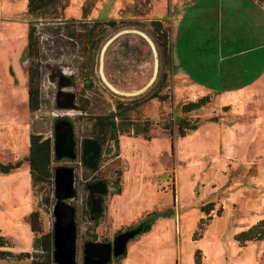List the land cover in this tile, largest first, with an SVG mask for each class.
I'll list each match as a JSON object with an SVG mask.
<instances>
[{"label":"rangeland","instance_id":"374dc122","mask_svg":"<svg viewBox=\"0 0 264 264\" xmlns=\"http://www.w3.org/2000/svg\"><path fill=\"white\" fill-rule=\"evenodd\" d=\"M256 1L57 0L31 18L28 0H0V163H21L0 171V236L7 241L1 249L41 253L35 238L54 228L55 187L33 185L27 158L31 135L54 140L56 122L66 117L74 125L77 158L55 156L52 166L75 169L77 264H85L86 242H113L168 210L109 264H264V237L238 238L264 220V0ZM155 21L169 35L171 71ZM31 23L36 111L28 92ZM56 69L72 78L65 90L78 94L77 108L58 107ZM165 74L167 99L145 101ZM255 80V90L243 87ZM204 97V105L184 109ZM137 102L126 120H116L117 141L108 127L99 131L97 122L119 103ZM181 120L198 127L182 136ZM144 127L147 132L138 131ZM86 138L105 142L94 168L83 161ZM108 179L121 191L104 195L103 210L92 214L87 184ZM33 212L39 215L32 219Z\"/></svg>","mask_w":264,"mask_h":264},{"label":"water","instance_id":"95a60500","mask_svg":"<svg viewBox=\"0 0 264 264\" xmlns=\"http://www.w3.org/2000/svg\"><path fill=\"white\" fill-rule=\"evenodd\" d=\"M28 60L25 63L28 64ZM63 73V74H62ZM59 77L61 90L57 94V105L60 109H75L76 94L65 90L72 83L70 76L56 69L52 78ZM85 104L81 106L82 109ZM83 161L86 166L95 167L96 160L100 157L101 146L97 140L86 138L83 143ZM54 152L57 159H76L75 129L69 118H61L55 124ZM76 173L74 167L57 166L54 169V195L56 203L53 214L55 223L53 228L55 264H77L78 231L76 224V207L73 200L77 196ZM92 194H106L107 184L104 181L90 183ZM101 198L94 199L93 211H101ZM143 227L128 229L119 233L113 243L88 241L84 244L85 264H108L113 257L126 254L128 243L141 233Z\"/></svg>","mask_w":264,"mask_h":264},{"label":"trees","instance_id":"16d2710c","mask_svg":"<svg viewBox=\"0 0 264 264\" xmlns=\"http://www.w3.org/2000/svg\"><path fill=\"white\" fill-rule=\"evenodd\" d=\"M57 0H28L27 3V12L28 15L32 18H36L42 14V10L46 7L53 6ZM155 30L158 33L159 40L163 47V54L165 55V66L166 69L172 70L174 66L173 53L169 44V35L167 30L165 29L163 23L161 21L154 22ZM34 26L32 23L29 27V38H28V50L29 56L31 58L30 61V73H29V106L32 110L36 111L40 107V88H39V67L35 66V58L31 55V49L33 48L35 43L34 38ZM93 29L88 31L89 35H92ZM168 84V76L164 75L161 84L158 89L145 99V101L154 98H160L161 100H166L167 95L162 93L163 88H165ZM209 97L201 98L198 102H190L188 103L184 109L187 111H191L192 109L199 108L204 105ZM141 104L139 102L136 105H125L124 103H119L117 106V111L112 112L110 116L105 118H101L99 120L100 123L108 127V118L112 119V135L114 139L118 138V132L120 131V124L116 121L117 118H121L122 121L126 120L129 113L137 110V108ZM124 124V123H123ZM129 123H126L128 125ZM189 123H185L183 120L180 121L179 124V134L184 136L187 134L188 130H194L198 127V124L189 125ZM139 132L145 133L147 132V128L138 129ZM55 132V129H54ZM30 164V173L32 177L33 185H42L45 183H52L54 185V169L53 162L56 160L54 153V140L52 138H44L39 134H32L30 138V147H29V155L27 158ZM21 166L20 162L17 163H8L1 164L0 163V171L3 173H10L13 169L19 168ZM171 210L168 212L160 213L161 215H168ZM156 212L151 214V216L147 217V219L142 221L143 225V233L148 232L152 229L154 222L157 220L160 215ZM38 212H33L31 214V218L38 216ZM32 231L37 232L38 229L33 221H31ZM264 237V220L260 221L258 224L251 227L248 231L242 232L239 234L238 238L241 240V243L250 241L253 239H261ZM7 244V241L3 236H0V260L6 259L8 257L17 256L19 259L23 258H31L30 264H55L53 251H54V238H53V230L47 234L42 235L41 237H36L34 240V248L38 250L41 248V253H20L18 255H14L11 251H6L1 249L3 246Z\"/></svg>","mask_w":264,"mask_h":264},{"label":"flooded vegetation","instance_id":"af4514ba","mask_svg":"<svg viewBox=\"0 0 264 264\" xmlns=\"http://www.w3.org/2000/svg\"><path fill=\"white\" fill-rule=\"evenodd\" d=\"M75 94H77V93H75ZM78 99H80V97L78 96V94L76 95V101L78 100ZM111 115V113L108 115V116H110ZM118 119V118H117ZM112 119L111 118H108V135L110 134L111 136H112V140H111V142H113V141H117V139H114L113 138V135H112V132H111V127H112ZM97 125L99 126V131H102V130H104L105 132H106V130H107V127L105 126V125H103L102 123H100L99 121L97 122ZM109 135V136H110ZM104 136V135H103ZM76 139V138H75ZM94 140V139H93ZM98 141V143L100 144V146H101V153H100V157H101V155H102V148H103V144L105 143L104 141H103V138H102V140L101 139H98L97 140ZM104 142V143H103ZM110 142V141H109ZM84 143V142H83ZM83 149H84V147H83ZM110 151H111V149H110ZM76 152H77V144H76ZM83 154H84V151H83ZM100 157L96 160V165L95 166H97L98 165V162H99V159H100ZM89 167V166H88ZM91 168V167H90ZM94 168V167H93ZM101 181H104V180H101ZM96 182H99V181H96ZM96 182H94V183H96ZM106 184H107V193L108 194H110L111 193V191L115 188L116 190H118V192H120L121 190L120 189H118V187L116 186V184L118 185L119 184V182L118 181H110L109 179H108V182L107 181H104ZM90 183H88L87 184V188H88V190H89V203L90 204H92V214H96V213H98V212H95V211H93V207H94V199H96V198H101V208L103 207V203H104V195H106V194H99V193H94V194H92V192H91V189L89 188V185ZM101 210H103V208L101 209ZM145 220V219H144ZM139 227H143V225H142V221H141V223H139V225L138 226H136V228H139ZM128 230V229H127ZM121 233V232H120ZM141 233H143V230L141 231ZM119 234V233H118ZM118 234H116L115 236H114V239H115V237L118 235ZM114 241V240H113ZM112 241H108V243H111ZM113 243V242H112ZM114 258V257H113ZM112 260V259H111ZM111 262V261H110ZM109 262V263H110ZM108 263V264H109Z\"/></svg>","mask_w":264,"mask_h":264},{"label":"crops","instance_id":"0c3cea01","mask_svg":"<svg viewBox=\"0 0 264 264\" xmlns=\"http://www.w3.org/2000/svg\"><path fill=\"white\" fill-rule=\"evenodd\" d=\"M254 1H256V0H254ZM172 3H173V1H172ZM256 3H257V1H256ZM7 65H8V62H7V64H6V67H7ZM13 67H14V65H13ZM261 78V77H260ZM259 78V79H260ZM207 80V79H206ZM258 80V79H257ZM257 80H255L256 82H252V83H250V84H248V85H246V84H244L245 86H243V87H246V88H252V89H256V85H257ZM209 82V80H207L206 81V83H208ZM251 86V87H250ZM29 92V91H28Z\"/></svg>","mask_w":264,"mask_h":264}]
</instances>
